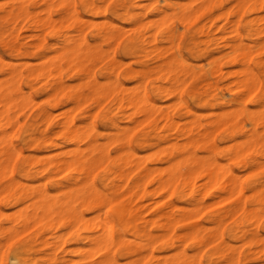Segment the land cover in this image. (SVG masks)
Instances as JSON below:
<instances>
[{"label":"bare ground","instance_id":"bare-ground-1","mask_svg":"<svg viewBox=\"0 0 264 264\" xmlns=\"http://www.w3.org/2000/svg\"><path fill=\"white\" fill-rule=\"evenodd\" d=\"M112 1L0 3V43L17 59L3 61L0 55V117L5 120L0 199L13 208H0V243L20 237L17 229L37 226L24 244L19 242L23 251L45 231L52 240L43 237V246L67 234L87 243L65 249L80 256L74 262L51 253L41 264H121L115 256L121 248L135 256L122 264L146 256L148 264H202L203 256L207 264L260 258L264 263V0H117L111 7ZM131 6L144 10L131 11ZM112 14L128 19L130 27L115 23ZM185 37L190 51L197 38L214 44L215 52L197 49L199 56L206 55L210 76H201L203 62L192 64L180 53ZM25 38L30 41H19ZM124 56L133 57L137 67ZM222 61L229 64L226 70ZM73 77L76 84L67 82ZM36 89L50 107L37 114L45 124L56 122L52 133L67 145L59 152L60 144L47 133L35 137L29 154L11 140L19 123L16 111L35 103L31 92ZM183 93L205 110L194 109ZM84 105L78 121L68 115ZM106 106L120 115L114 122L108 117L114 128L110 142L117 144L113 157L94 127L85 124ZM54 108L61 110L54 113ZM177 110L185 115H175ZM25 130L32 136L31 128ZM96 176L111 195L96 187ZM144 208L153 213L144 215ZM110 216L146 242L131 247L121 231L116 238ZM15 258L18 264H36L21 253Z\"/></svg>","mask_w":264,"mask_h":264},{"label":"rangeland","instance_id":"rangeland-1","mask_svg":"<svg viewBox=\"0 0 264 264\" xmlns=\"http://www.w3.org/2000/svg\"><path fill=\"white\" fill-rule=\"evenodd\" d=\"M3 1L5 0H0V3H2ZM115 1V2H113ZM110 4L111 7H115L116 6V3L118 2L117 0H113ZM146 1V2H145ZM150 0H141V3H148ZM163 1L162 0H159V4H162ZM229 5V3H225V7H227ZM133 8V9H132ZM81 9V8H80ZM144 10V9H139L137 7H130V10ZM82 10V9H81ZM131 10V11H132ZM110 13L113 11V8H110L108 10ZM215 13H218L219 10L218 9H215L214 11ZM82 13L84 15H87V13H85L84 11H82ZM114 15V14H112ZM114 15L113 16V21L115 23H117L118 25H121V26H124L125 28H127L128 26L130 27V22L128 21V19L126 18H123L122 16H116ZM119 18V19H118ZM98 20L101 19L100 17L97 18ZM128 21V22H127ZM242 25V24H240ZM242 29V30H241ZM217 31V29L213 27L210 28V33L212 32V34H214L215 32ZM239 31L244 35V29L242 26L239 27ZM90 33H88L87 35H89ZM189 34H193V32H189ZM231 34H228V36H230ZM49 37V38H48ZM46 39H47V42H50L52 39L49 35H46ZM200 39V38H199ZM199 39L197 38V42H198V45L197 47L193 48L191 51L187 49V39L186 37L183 38L181 41V44L179 46V50H180V53L182 54V56L184 58H187L192 64H197V63H200V62H203V67L205 68V70H203L201 73V76H210V69H211V66L209 64H207L205 62V56H199V52L197 51V49H206L209 53L211 52H215V47H214V44L212 42H209V43H204V42H199ZM20 42H23V43H27L28 41H30L29 38H25V39H20L19 40ZM184 44V45H183ZM103 47L105 48L106 47V44L103 45ZM0 48H2V50L0 49V55L3 59V61H13V62H16L17 59L14 55H12L11 53H9L8 49L6 48V46L2 45L0 43ZM184 48V50H183ZM5 50V51H3ZM183 50V51H181ZM3 51V52H2ZM194 51V52H193ZM193 52V53H191ZM8 53V54H6ZM187 53V54H186ZM196 54V55H195ZM6 55V56H5ZM10 55V56H9ZM185 55V56H184ZM117 56L119 57L118 53H117ZM198 56V57H197ZM200 58V59H199ZM6 59V60H5ZM30 61H33V62H37L38 60H36L35 57H29L28 58ZM126 62H129L130 63V67L131 68H134V67H137V63L135 62L134 63V58L133 57H130V56H124L123 58ZM197 60V61H196ZM2 62V61H1ZM0 62V71H1V67H2V63ZM223 63V64H222ZM134 65V66H133ZM220 65L222 66L223 70H226L228 67H229V64L226 63V62H221ZM195 68L198 70L199 67L198 66H195ZM124 70H127V67H124L123 69V72ZM206 72V73H205ZM98 74V72H97ZM152 77L155 76V73H151ZM0 77H1V73H0ZM222 82H225L226 79L225 77H222L220 79ZM67 82H69L70 84H76L78 82L77 78L76 77H73L72 79H67ZM25 83H21V88L24 92L28 91V88L26 85H24ZM83 90V94H86L87 93V89L84 90V88H82ZM35 93V94H34ZM150 94H152L153 98L155 100H157L159 103L163 104L165 101L163 100V98H158V96L156 94H153V92L149 91ZM186 93V92H184ZM183 93V97L186 101L189 102V104L196 110H198L199 112H203L205 109V107H203L202 105H194V103H192V101L189 99L188 100V95L187 94H184ZM31 94L33 95L34 97V100H35V103H32L30 105H27L25 108L21 109V110H18L16 111L17 112V115H16V118H17V121L19 122L16 126V128L14 130H12V142L13 144H15L17 146V148L21 149L23 151L24 154H29V153H33L34 150L32 149L33 148V145H34V139L35 137H41L43 134L47 133L49 136H52L53 138V141L55 142H58L60 145L58 147H56L55 149V152H59L61 151L62 149H64L67 145L66 143H64L61 139H59L54 133H52V131H54L56 129V122H53L50 123V124H45V122L42 120V118L37 114L38 113V110L40 108H47V109H50L48 103L46 101H44V97L45 95L43 94L42 95V92L39 90V89H36V90H32ZM157 96V97H156ZM158 98V99H157ZM163 100V101H161ZM38 101V102H36ZM191 101V102H190ZM86 105H84L82 108H79V109H75L74 112L71 110L68 115H71L76 118V121H78V118L82 116V109L85 107ZM91 105H88L87 107H89ZM200 107V108H199ZM203 107V108H201ZM30 108V109H29ZM36 108V109H35ZM107 106L104 108V109H101L100 111H97L96 113H94L92 116L90 117H87L85 119V124H90L94 127L95 129V133L97 135L98 140L99 142L104 145L105 149L108 150L109 152V156L110 157H113L116 152V148H117V144L116 143H111L110 142V132H113L114 131V128H112V121H119L120 120V115L119 113L116 111V109H106ZM106 109V111H105ZM201 109V110H200ZM34 110V111H33ZM59 110V108H54L52 109V111L54 113H57ZM103 110V111H102ZM78 111V112H77ZM73 112V113H72ZM21 113H22V116H21ZM118 113V114H117ZM13 114V113H12ZM101 114V115H100ZM100 115V116H99ZM106 115V116H105ZM175 115H180L181 117L184 116V112L183 110H177V112L175 113ZM31 117V118H30ZM108 117H111V120L108 118ZM34 118V119H33ZM184 118V117H183ZM15 119V118H14ZM55 119V118H54ZM99 119V120H98ZM186 119V118H184ZM184 119H181V121H183ZM28 120V121H27ZM90 121V122H89ZM108 121V122H107ZM3 123V124H2ZM4 123H5V120L2 119L0 117V126H4ZM99 123V124H98ZM107 123V124H105ZM24 124V125H23ZM44 125V126H43ZM101 125V127H100ZM22 126V127H21ZM35 126V128H34ZM10 125H6L5 128L7 129V131H9L11 128ZM49 127V128H48ZM105 127V129H104ZM26 128H31V132H32V136H27L26 135ZM51 128V129H50ZM21 129V130H20ZM18 130V132H17ZM50 130V131H49ZM39 131V132H38ZM44 131V133H43ZM17 134V135H16ZM101 135V137L99 136ZM18 138H17V137ZM16 137V138H15ZM147 140L149 142V140H151L153 138V132H149V135L147 136ZM103 138V139H102ZM26 141H25V140ZM20 141V142H19ZM22 141V143H21ZM102 141V142H101ZM217 142L219 144V146H222L223 144L220 143L217 139ZM106 143V144H105ZM107 143H109L110 145H108ZM114 148H112V147ZM25 147V148H24ZM24 148V149H23ZM29 149V150H28ZM139 149V148H138ZM143 148L139 149L138 152L139 153H142L144 150H142ZM111 150V151H110ZM141 151V152H140ZM46 151H41L39 152L38 151V154H44ZM101 169H98L97 173L98 172H101L99 171ZM15 175H17L15 173ZM22 178V177H21ZM22 181H24L22 179ZM95 185L97 188H99L101 191L107 193L108 195H111L110 191L107 189L106 186H102L101 183L99 182V178L96 176L95 177ZM35 181H29L28 180V183H34ZM99 183V185H98ZM49 185V186H48ZM47 186L48 188H52V185L50 183H47ZM105 187V188H104ZM148 195H146L145 197H143L142 199V202L144 204H146L147 202H149V200L146 198ZM173 200L174 201H177L179 202L180 204H185V201H180L179 199H177L176 197H173ZM2 204V205H1ZM0 208L6 212H9V211H12L13 208L11 207H8V206H5L2 202V198L0 199ZM153 213V209L152 208H144L143 209V214L144 215H147L149 216L150 214ZM90 214L87 213V216H89ZM110 219H112V216H110ZM8 223V224H7ZM112 223L114 225V228H113V231H114V235L115 237L117 238L118 236V233L123 232L124 233V243L129 245V246H136L137 243L141 242L142 244L146 242V240L143 238V239H140L136 234H133L131 233V230H128V229H124L122 228V226L118 223L117 220L115 219H112ZM4 226H7L10 225L9 222H4L3 223ZM21 229V228H20ZM20 229H17V234H21L20 237L19 235L18 236H15L13 235L9 240H6V239H1V243H0V249L3 247V243H4V247L1 249L0 251V255L2 256V264H18V261H17V258H15V254L16 253H21V255H25L27 257H30V258H33L36 262V264H41L43 263V259L45 257V255H49L51 253H55L56 256L58 257V260H60V257H64V258H72L73 262L75 260H78L80 258V256L75 253V252H68L66 251L65 249H67L68 245L69 247H74V246H80V247H84V246H87V243L86 241L85 242H75V238H73L74 234H67V235H64L63 238H61L58 243H55V244H49V245H46V246H43L40 241L43 237H49V240L51 241L52 238L50 237V234L49 232L45 231L43 233L40 234L39 238L32 242V243H29V250L28 251H23V249L25 248V246L23 245L27 239H28V235L34 231L37 230V226H33V227H30V228H22V230ZM24 229H27V230H24ZM21 231V232H20ZM62 231V230H61ZM60 231V232H61ZM59 232V233H60ZM127 232V233H126ZM157 229L156 228H152V233L155 234L157 233ZM130 233V234H129ZM27 234V235H26ZM24 236V238H23ZM26 236V237H25ZM69 236V237H68ZM225 236L228 237V233L225 232ZM21 238H23L21 240ZM66 238V239H65ZM69 238V239H68ZM135 238V239H134ZM20 239V240H19ZM74 240V242H73ZM6 241V243H5ZM9 241V242H8ZM14 241V242H13ZM16 241V242H15ZM62 241V242H61ZM23 243L21 244L22 246H20V243ZM61 242V243H60ZM232 243H236V242H233L231 241ZM18 243V244H17ZM60 243V245L58 246V244ZM134 243V244H133ZM11 245V246H10ZM16 245V246H15ZM8 246V247H7ZM58 246V247H56ZM10 247V248H9ZM14 247H15V251L14 250ZM7 248V249H6ZM13 248V249H12ZM9 249V250H8ZM38 249V250H37ZM7 250V251H6ZM18 250V251H17ZM156 250V249H155ZM189 249H187L188 251ZM11 251V252H10ZM6 252V253H5ZM173 252V251H171ZM170 252V253H171ZM190 252V251H188ZM156 253V251H155ZM5 254V255H4ZM77 256V257H76ZM118 262H120L121 264L124 263V262H129L133 260V258L135 256H127L125 254V249L121 248L120 250H117L116 251V254H115ZM126 257V258H125ZM205 256H203L202 258V261L201 263L202 264H207V260L206 257L204 258ZM78 258V259H76ZM5 259V260H4ZM121 259V260H120ZM143 261H141L140 259V262L137 261L136 263L133 262V264H148L150 258L149 257H145V258H142ZM205 260V261H204ZM148 261V262H147ZM139 262V263H138ZM205 262V263H204ZM264 264L262 262V259H256V260H253V261H250V260H245V259H242L241 261V264ZM68 264H74V263H68Z\"/></svg>","mask_w":264,"mask_h":264}]
</instances>
